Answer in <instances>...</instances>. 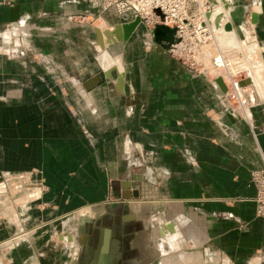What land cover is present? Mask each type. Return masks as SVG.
<instances>
[{"label": "crops", "instance_id": "1", "mask_svg": "<svg viewBox=\"0 0 264 264\" xmlns=\"http://www.w3.org/2000/svg\"><path fill=\"white\" fill-rule=\"evenodd\" d=\"M251 12L262 46L254 61L264 70V0L237 1L227 19L239 28ZM127 13L101 0H0V175L39 171L35 188L30 180L15 200L18 210L0 217V264L118 259L117 219L120 227L141 220L147 231L132 246L142 252L149 231L161 250L167 242L176 251L182 234L199 241L187 249L198 257L180 251L178 261L264 264V219L254 214L250 181L264 153V105L237 114L214 82L147 35L98 48L94 27L127 21ZM111 67L124 73L121 89L115 70L103 76ZM95 74L106 80L85 90ZM242 87L257 91L252 82ZM114 182L136 192L120 214L111 206ZM141 261L131 264H150Z\"/></svg>", "mask_w": 264, "mask_h": 264}, {"label": "built area", "instance_id": "2", "mask_svg": "<svg viewBox=\"0 0 264 264\" xmlns=\"http://www.w3.org/2000/svg\"><path fill=\"white\" fill-rule=\"evenodd\" d=\"M104 6H113L117 13L129 11L139 16L148 31L157 24L174 28L176 40L169 45L166 51L192 72L205 74V71L200 69V62L205 59V53L202 52L200 46L209 38L212 28L211 23L205 17L207 7L206 5L200 6L199 0H107ZM155 10L159 14L155 13ZM225 21L220 20L222 26ZM247 29L254 37L248 14L239 26L242 34L243 30L247 31ZM227 84L233 88L231 83ZM241 103L239 115L246 116L248 109L257 102L250 100L247 104ZM232 109L237 112L233 104ZM260 160L261 166L250 172V181L254 187L252 198L254 214L264 219V153H260Z\"/></svg>", "mask_w": 264, "mask_h": 264}, {"label": "rangeland", "instance_id": "3", "mask_svg": "<svg viewBox=\"0 0 264 264\" xmlns=\"http://www.w3.org/2000/svg\"><path fill=\"white\" fill-rule=\"evenodd\" d=\"M101 1H103L104 2V5H105V1L107 2V0H101ZM215 1V2H214ZM226 1V3L228 4V6H231V5H233V4H236L237 3V1H239V0H225ZM244 2L246 3V0H244ZM222 5L221 6V8H219V7H217L218 5ZM205 5H206V7H207V9H206V12H208L211 8H212V6H215V9H214V12H220L219 14L221 15L222 13L224 14V16H225V19L224 20H228L227 19V13H228V11H227V6L226 7H224V5H223V2H222V0H205ZM217 5V6H216ZM105 7H107V6H105ZM257 7V9L259 8L258 6H256ZM255 7V8H256ZM255 8L253 9V11L255 10ZM126 12H129V11H126ZM213 12V13H214ZM133 14L132 13H127V18H128V20L127 21H129V20H131L132 18H133ZM140 18V17H139ZM127 21H124V22H127ZM113 26V25H112ZM112 26L111 27H106V28H103V29H100V30H104V29H111L112 28ZM98 28V27H97ZM99 29V28H98ZM136 30V31H135ZM3 31V30H2ZM133 32L135 33V34H138V35H147L149 38H150V40H151V42L156 46V44L152 41V38H151V35H150V32L148 31V28L143 24V22L141 21V18H140V23H138V25H136V27H135V29L133 30ZM132 32V33H133ZM131 33V34H132ZM232 33V34H231ZM130 34V35H131ZM225 34H231L232 35V37L234 38L235 37V40L236 41H238V42H240L242 39H243V36H244V34H242L241 32H240V30H239V28H235L234 27V29H232V31H230V32H227V33H225ZM218 36V35H217ZM229 37V36H228ZM18 44V43H17ZM252 45V44H251ZM251 45H248V44H245L244 45V47H245V51L248 53L249 52V47H251L252 49H253V45L251 46ZM238 46H240V45H238ZM107 47H109V46H106V49H107ZM239 48H241V47H239ZM252 49H250L251 50V52L249 53V55L247 56V58H243L242 59V63H241V66H242V68L243 69H245L246 71H248V65H249V63L250 62H253L254 61V56L251 54L252 53ZM161 50V49H160ZM164 50V49H163ZM166 50V49H165ZM240 50H244L243 48L242 49H240ZM260 50V56H261V49H259ZM167 52V51H166ZM168 53V52H167ZM169 54V53H168ZM259 54H256L255 56L257 57ZM173 57V56H172ZM259 57V56H258ZM174 58V57H173ZM249 59V60H248ZM262 59V58H261ZM262 62H263V60H262ZM264 65V64H263ZM186 66V65H185ZM196 71H198V70H196ZM203 71V70H202ZM111 72L113 73L114 71L113 70H111ZM204 72V71H203ZM195 73V72H194ZM199 74V76H201V77H203V78H205L208 82H211V81H209L210 79H212L210 76H209V74H207V73H202V72H199L198 73ZM93 76H98V79H99V82H98V84H100L102 81H104V80H106L105 78H103V76H102V78H101V76L99 75V74H95V75H93ZM73 77V76H72ZM244 79H247V77H245L244 76ZM243 78L242 79H240V80H244ZM213 80V79H212ZM222 80V79H221ZM240 80H238V82L240 81ZM68 81V80H67ZM65 79H64V81H63V83L65 82H67ZM84 81V80H83ZM114 82H116V81H114ZM237 82V83H238ZM223 84H224V86H225V91L224 92H230V91H232V92H234V90H233V88H231V86H230V84H229V86H228V84L225 82L224 83V81H223ZM238 88L239 87H241L242 89L241 90H245V91H241L242 93H244V92H247V90L248 89H250V88H248V89H245V88H243L242 86H240L239 84H238V86H237ZM252 88V87H251ZM229 90V91H228ZM63 92H66L65 90L63 91ZM67 93H68V91H67ZM236 96V95H235ZM82 98H85V96H82ZM243 99H246V98H244L243 97ZM251 100L252 99H254L253 97L252 98H250ZM247 100V99H246ZM262 99H254V101H256L257 103H256V105L257 104H260V105H264L263 104V102L261 101ZM248 101H250V100H248ZM230 102H231V100H230ZM233 104V103H232ZM256 105H254V106H256ZM233 106H234V104H233ZM253 107V106H252ZM241 110V109H240ZM240 110H238L237 109V114H240ZM251 172V171H250ZM39 174V171H37V170H32V172H30V174H29V172H26V174H24V172H19L18 174H9V176H2V174L0 175V189L1 188H3L2 190H1V192H0V217H2V218H4L3 217V214H5L4 213V211H6V209H8V207H10V208H14V210H18V208H19V206L21 205V204H19L18 202V204L15 202V200L16 199H19V198H21V196L25 193V185L26 184H29V181L31 180V184H33V180L32 179H34L35 178V176L36 175H38ZM30 178V179H29ZM29 179V180H28ZM115 183V182H114ZM116 187H119L118 186V182H116L115 183V187H112V189H111V191H112V193L110 194V197H111V200H114V201H112L111 202V206L112 207H114V206H119L118 208H119V211H118V214H120L121 213V211H122V213H123V209L122 208H124L125 207V204L123 203L126 199H129L130 198V196L129 197H126V198H123V197H120V196H117L116 194H114V192H115V190L119 193V190H118V188H116ZM30 188H31V191H32V189H34L35 187H34V184L32 185V186H30ZM135 197H136V195H135ZM17 201V200H16ZM153 219V218H152ZM1 220V219H0ZM151 221H154V220H151ZM155 222V221H154ZM155 223H149V225H147L146 224V226L149 228V230L150 229H152L153 227H151V226H156V224L154 225ZM107 225V224H106ZM151 225V226H150ZM111 226H114V228L115 229H117V231H119L120 230V232L118 233V237H115V236H112L113 238H116L117 240H118V243H116V245L118 246V245H121V249H122V254H123V258H124V260H126L127 261V263L126 264H131V260L133 261V260H135V261H138V260H142L141 262H145V261H150V264H165V262H168L167 264H199L198 263V261L196 260V261H193V262H190L189 260H186L187 258H184V257H182V258H180V261H178V255H179V252L180 251H184V252H186V255L187 254H190V253H192V254H195V253H193L192 251H189V250H195L196 248H197V244L199 243V241H197L196 239H193V241H192V239H190V240H188V238L186 237V238H184V236L182 235V234H180V236L181 237H183L184 238V240H185V244H186V247L187 248H181V246H180V244H178V241H179V239H181V237L178 235L177 237L179 238L178 240L176 239L175 241H174V243L175 244H177L178 245V249L176 248V251L174 250V249H172V244H169V243H167V242H165V243H163V250H161V247H160V245H159V243H158V236H157V238H156V246H155V244H154V242H151V240H149L150 239V231H149V233H148V240H147V242H145V244L148 246V248H149V250H147L146 252H145V250H144V252H142L139 248L138 249H136L135 247H133L132 246V242H133V239L136 241V240H138V243L139 242H141L142 241V239H141V237L142 236H140L139 237V239L138 238H136L135 237V233L137 232V231H147V230H145L146 229V227H143V225H142V222H141V220H134V221H131V222H129V223H127L126 224V226L125 227H120V226H118V219L117 220H113V222L111 223ZM110 226V227H111ZM121 229H120V228ZM125 231V232H124ZM159 232V231H158ZM124 233V234H123ZM176 232H175V230L173 231V234H175ZM120 234H123L122 236L120 235ZM144 238L146 237L145 235L143 236ZM154 239V238H153ZM175 239V235H174V238L171 240V242L173 243V240ZM190 241V242H189ZM189 242V243H188ZM157 245L159 246V249H157ZM141 247V246H140ZM187 249H189V250H187ZM165 253V254H164ZM168 256V257H167ZM195 256L196 257H198V255H196L195 254ZM119 258V257H118ZM133 264V263H132Z\"/></svg>", "mask_w": 264, "mask_h": 264}, {"label": "bare ground", "instance_id": "4", "mask_svg": "<svg viewBox=\"0 0 264 264\" xmlns=\"http://www.w3.org/2000/svg\"><path fill=\"white\" fill-rule=\"evenodd\" d=\"M229 4V3H228ZM227 4V11H229L230 7ZM199 5L203 6L204 0H199ZM217 6V5H216ZM221 4L217 7L221 8ZM204 7V6H203ZM229 8V9H228ZM215 6H212V8L209 10V18L207 19L211 24L210 27L212 28L211 35L208 39L204 41V43L200 46V49L203 53H205V59L200 62L202 70L205 71V73L209 74V76L214 78H221L222 82L224 83H231L234 92H224L225 99L230 103L232 106V103L234 104L235 108L239 110L241 108V102L243 104H247L251 100L250 98L254 99H264V70L261 63H257L256 61L250 62L248 65V71L242 68L241 63L243 62V58H247L248 54L245 51V44L253 45V49L249 47V52H251L250 49H252V55L255 57L256 54L260 55V50H262V46L258 44L256 41V38L253 37L249 29L243 30V39L238 42L234 38L228 37L225 33L232 31L231 28L229 30H225L222 28V22L219 23L218 27H215L214 24V18L217 14L220 12H214ZM214 12V13H213ZM220 19L219 21H223L225 19L224 14H219ZM227 22V21H225ZM251 27H253V22H251ZM237 28V27H236ZM251 29V28H250ZM218 35V36H217ZM240 45V46H238ZM241 47V48H239ZM244 50H240V49ZM249 60V59H248ZM244 76L247 77L248 83L240 86H246L249 83H253L257 87V91L252 89L247 90V92L242 93L239 91L242 88H238L237 81L240 79H244ZM251 77V78H250ZM210 79L211 82L213 80ZM236 81V82H235ZM229 86V85H228ZM230 87V86H229ZM239 89V90H238ZM238 90V91H237ZM229 91V90H228ZM235 93H237L235 96ZM242 96L246 99H243ZM252 99L251 101H254Z\"/></svg>", "mask_w": 264, "mask_h": 264}, {"label": "water", "instance_id": "5", "mask_svg": "<svg viewBox=\"0 0 264 264\" xmlns=\"http://www.w3.org/2000/svg\"><path fill=\"white\" fill-rule=\"evenodd\" d=\"M222 2H223L224 7H226L227 6L226 1L222 0ZM155 13L159 14L157 10H155ZM205 17L207 19L209 18V11L205 13ZM219 19H220V16L219 14H217L214 18L215 27H218L220 23ZM250 21L251 22L256 21V14L254 12L250 13ZM138 23H140V18L139 16L134 15L131 20L127 22L116 23L112 26L111 29L100 30L97 27H94V32H95V37H96L95 43L97 44L98 48L103 49L104 46H109L110 44L115 43V42H125L130 36V34L133 32V30L135 29L136 25H138ZM222 28L225 30H229L233 28V26L229 21H227L223 24ZM149 32H150L152 41L161 50L167 49L169 45L176 40L174 37V28L167 27L161 24L155 25ZM111 70L116 71V68L111 67V68L106 69L103 72V76L107 78ZM123 77H124L123 72L116 71V87L118 89H121L122 87ZM248 81L249 80L247 79L240 80L238 84L244 85L248 83ZM98 82H99L98 76H91L82 82V87L85 90H89L90 88L96 86ZM213 82L219 87L221 91H225V86L221 78H214ZM122 189L123 190L121 191H126L127 189H129L128 184L123 186ZM121 191L116 195L123 197V198L136 195V192L135 193L129 192V194L125 195ZM167 228H168L169 233H173L174 228H173L172 222H169L167 224ZM158 235H161V233L158 232ZM97 259L95 260L92 259L88 264H113L112 255L110 253L107 256V258H105L104 256L102 257V255L101 256L98 255Z\"/></svg>", "mask_w": 264, "mask_h": 264}, {"label": "flooded vegetation", "instance_id": "6", "mask_svg": "<svg viewBox=\"0 0 264 264\" xmlns=\"http://www.w3.org/2000/svg\"><path fill=\"white\" fill-rule=\"evenodd\" d=\"M256 7V6H255ZM255 7H253V8H255ZM254 12H256L255 10H254ZM115 237H118V235L117 236H115ZM118 252H119V258L118 259H114V258H112L113 260V264H125L126 262V260H124V258H123V254H122V249H121V245H118ZM114 255H116V254H114Z\"/></svg>", "mask_w": 264, "mask_h": 264}]
</instances>
